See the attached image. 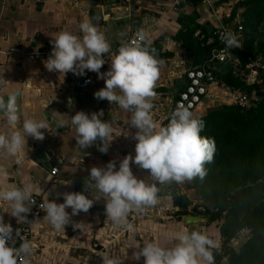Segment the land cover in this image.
Segmentation results:
<instances>
[{
	"label": "crops",
	"instance_id": "obj_1",
	"mask_svg": "<svg viewBox=\"0 0 264 264\" xmlns=\"http://www.w3.org/2000/svg\"><path fill=\"white\" fill-rule=\"evenodd\" d=\"M198 1L0 0V230L23 220L27 195L45 203L24 264H214L219 226L179 215L157 170L185 71L205 66L174 36L186 18L224 23L222 7ZM133 31L143 39L128 53ZM71 68L92 85L71 86ZM238 94L213 83L195 115Z\"/></svg>",
	"mask_w": 264,
	"mask_h": 264
},
{
	"label": "trees",
	"instance_id": "obj_2",
	"mask_svg": "<svg viewBox=\"0 0 264 264\" xmlns=\"http://www.w3.org/2000/svg\"><path fill=\"white\" fill-rule=\"evenodd\" d=\"M192 1L193 4L199 2ZM185 28V31H179L174 38L182 39L184 45L195 49L205 66L212 67L214 63L211 60V51L216 47L225 46L216 40V28L195 22L191 18H186ZM208 37H212L213 41L205 44ZM152 48H155V45ZM247 49L248 46L244 43L242 47H233L230 51L243 64H247ZM226 67L218 70L214 68L217 82L244 94L251 104H220L209 109L198 119L196 133L200 139L199 144L203 152L211 154L204 159L200 157L195 160L196 181L204 182L208 186L212 183L217 185L227 179L224 187L223 184L220 185L223 189L219 192V189H214L213 192L217 196L216 202L227 196L229 198V202L222 204L208 220L215 221L225 212V222L220 226V253L211 247L206 249L210 261L214 264H219L222 257H226L228 264H264V197L260 203L252 205L233 195L237 187L259 181L264 194V84L256 81L248 83ZM223 155L227 160L222 159ZM236 159L239 167L233 163ZM216 169H219V176H212ZM225 173L232 174L233 179L230 180V175ZM214 178L218 180L217 183L213 181ZM177 205L180 207L179 215L189 213L183 202H177ZM242 229H248L250 235L235 249L229 242L236 238Z\"/></svg>",
	"mask_w": 264,
	"mask_h": 264
},
{
	"label": "rangeland",
	"instance_id": "obj_3",
	"mask_svg": "<svg viewBox=\"0 0 264 264\" xmlns=\"http://www.w3.org/2000/svg\"><path fill=\"white\" fill-rule=\"evenodd\" d=\"M215 6L222 7L221 14L222 24H227L231 30H236L241 25V38L237 43H229L227 47L231 50L233 47H242L244 43L248 46V51L245 57L249 63L243 62L230 51L231 61L226 65V68L234 71L233 73L247 81L249 77L246 75L251 72V64L258 60H264V0H210ZM226 15L224 16V14ZM248 35V36H246ZM238 50V49H237ZM193 67V66H192ZM191 68V67H189ZM255 81L264 84V75L260 72L254 73ZM230 104H238L231 102ZM248 101V105H250ZM206 113V112H205ZM204 113V114H205ZM203 114V115H204ZM203 115H195L192 120L183 128L178 135L174 149L165 155H161V160L158 165L159 178L158 182L161 187L167 190L172 200L183 202V205L188 210L196 215H200L209 220L220 208L222 204L229 202L228 196L221 201H217V196L213 192L214 189L220 191L226 185L227 179L219 182L217 185H211L204 182L196 181V173L194 170V162L198 158H203L211 154L210 152H203V148L199 144L200 139L197 136L198 119ZM213 155V154H212ZM224 160L227 157L223 155ZM236 159L233 163L239 167ZM219 169L212 173V176H219ZM229 173H225V175ZM230 175V180L233 175ZM213 179V178H212ZM215 179V178H214ZM216 183L217 179L213 180ZM260 182V181H259ZM223 184V187L220 186ZM251 184V183H247ZM246 184V185H247ZM237 187L236 189H238ZM216 192V193H217ZM209 222V221H208ZM217 226H222L225 222V212L221 217L215 220ZM250 235L248 229H242L239 235L229 244L238 249L240 244ZM208 247V246H207ZM220 249V245L218 247Z\"/></svg>",
	"mask_w": 264,
	"mask_h": 264
},
{
	"label": "built area",
	"instance_id": "obj_4",
	"mask_svg": "<svg viewBox=\"0 0 264 264\" xmlns=\"http://www.w3.org/2000/svg\"><path fill=\"white\" fill-rule=\"evenodd\" d=\"M179 0H174V5H178ZM241 25L236 30H231L227 24H221L214 31L216 40L225 46L216 47L211 51L213 63L222 62L228 56L229 43H237L241 38ZM142 34L132 32L127 38L125 50L134 53L140 47ZM213 41L208 37L205 44ZM254 73L260 72L264 75V60H258L250 66ZM68 82L76 88H87L94 82L93 75L89 69L71 68L68 71ZM185 86L178 93L169 115L166 118L164 128L159 141V151L165 155L170 153L176 144V138L180 131L192 120L197 107L206 97L208 87L217 83L214 67L195 66L185 71ZM234 102L238 105L247 106L248 99L244 94L233 96ZM58 172L56 166L50 169V175L54 178ZM44 197L38 194H29L25 197L23 220L16 227L8 230H0V264H24L26 249L24 243L30 239L31 220L41 216L44 212Z\"/></svg>",
	"mask_w": 264,
	"mask_h": 264
},
{
	"label": "water",
	"instance_id": "obj_5",
	"mask_svg": "<svg viewBox=\"0 0 264 264\" xmlns=\"http://www.w3.org/2000/svg\"><path fill=\"white\" fill-rule=\"evenodd\" d=\"M238 53H240V50H237ZM230 57L228 56L224 61L222 62H215L213 64V67L215 69H220L225 63L228 62ZM251 103V102H250ZM233 195L236 196L237 198L248 202L252 205H257L263 200L264 194H263V188L261 182H256L254 184H247L243 187H240L236 190L233 191ZM202 218L198 216H192L188 215L185 220L188 223H192L198 220H201ZM186 261L188 260V257L185 259Z\"/></svg>",
	"mask_w": 264,
	"mask_h": 264
}]
</instances>
